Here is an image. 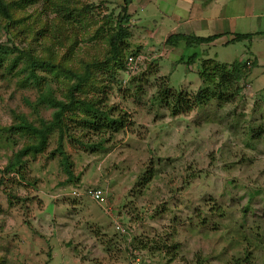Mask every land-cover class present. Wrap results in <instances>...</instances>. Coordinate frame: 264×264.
<instances>
[{
	"label": "rangeland",
	"instance_id": "374dc122",
	"mask_svg": "<svg viewBox=\"0 0 264 264\" xmlns=\"http://www.w3.org/2000/svg\"><path fill=\"white\" fill-rule=\"evenodd\" d=\"M17 4L22 6L17 5L14 17L20 22L12 32L0 17V46L9 59L18 56L17 48L53 67L37 70L36 83L19 72L22 63L14 71L4 63L0 130L11 126L16 115L34 125L51 119L53 109L39 104L41 96L48 92L61 99L74 83L59 65L79 74L89 66L80 96L105 97L108 107L126 115L128 126L102 141L86 130L74 132L75 141H65L76 182H68L59 159L49 157L56 136L47 152L25 158L26 180L6 184L16 195L12 205L0 188V264H127L125 245L131 235L178 244L171 262L164 251L135 249L152 264H264V16L235 31L253 34L250 41L226 45L231 35H225L209 47L180 43L172 51L163 39L149 46L153 22L162 25V18L155 0H140L129 6L130 37L114 60L109 37L123 0ZM133 56L143 60L137 73L126 75L122 66ZM205 59L227 65L249 60L251 68L228 103L212 101L172 117L155 100L157 89L165 84L173 92L196 93ZM24 142L6 140L0 132V170ZM100 142L96 152L86 147ZM96 189L106 191L110 215L85 195ZM212 207L220 209L221 218L210 214ZM113 220L132 233H117ZM173 229L176 235L170 238Z\"/></svg>",
	"mask_w": 264,
	"mask_h": 264
},
{
	"label": "trees",
	"instance_id": "16d2710c",
	"mask_svg": "<svg viewBox=\"0 0 264 264\" xmlns=\"http://www.w3.org/2000/svg\"><path fill=\"white\" fill-rule=\"evenodd\" d=\"M133 0H123V4L120 7V12L116 17L114 28L109 37V44L112 52L111 58L117 59L121 54V49L124 47L126 40L130 37L129 24V6ZM17 0H0V17L6 22L5 30L12 32L20 22V19L14 17V11L16 12L18 6ZM264 35V34H263ZM253 35H234V37L226 42L235 43L243 40H251ZM220 35H213L207 38H197L190 35L173 34L165 40L167 46H177L183 43L184 47H193L208 45L217 40ZM18 56L13 60L8 58L7 49L0 46V68L4 63L7 64V70L14 71L17 69L18 64L22 63L23 67L19 72L26 74V79L33 80L37 83L39 80L36 71L39 69L53 67L50 61H42L35 58L30 51H20L14 48ZM135 56V55H134ZM133 56V57H134ZM196 56H191L187 63L192 64ZM9 61V64H8ZM126 65V62H125ZM125 65L122 66V70L125 73ZM255 63H252L254 66ZM251 62L235 61L230 65L216 62L212 59L201 61L199 67V81L200 88L194 94H184L181 92H173L165 85H161L155 95V100L161 105L163 104L169 111L172 117H178L187 115L195 109H200L212 101L219 104L228 103L235 95L239 94V83L242 82L247 74L250 72ZM61 67L64 74L72 77L74 83L71 85L66 95L61 99L54 97L52 93H45L41 96L39 104H47L48 108L53 109V113L50 120L40 119L38 125H34L28 121L23 115H16L15 122L9 126L0 130L3 136L7 139H24L23 146L15 153L13 159L9 161L3 170H0V188H4V192L7 194L10 205L12 201L16 199V195L6 190V184H17L20 181L26 180V162L25 158L28 156L36 157L38 155L47 152L51 139L56 136V147L50 152V158H58L60 167L66 176L68 182H76L78 178L73 172V162L65 149V141H75L73 133L86 130L87 134L90 133L94 137L104 140L105 136L111 138L121 132H124L128 126L127 117L121 114L120 111L113 107L106 105L107 99L104 97H81L80 91L83 86L88 82L90 78V68L86 66L83 74L72 72L69 69ZM128 75V74H126ZM80 115V117H79ZM78 116V117H77ZM106 142V141H105ZM90 151H98L102 147L101 142L86 146ZM150 178V176H149ZM148 179L142 182L147 184ZM141 184V183H139ZM17 186V185H16ZM220 209L212 207L210 214L221 218ZM204 224V222L202 221ZM129 234L131 229H128ZM132 233V232H131ZM128 234V235H129ZM170 238H174L176 235L175 229L168 233ZM126 235V236H128ZM126 239V251L136 252L137 249L140 252L155 253L164 251L168 261H174L177 259L178 244H168V240H163L161 245L159 242L150 239H142L139 237H133Z\"/></svg>",
	"mask_w": 264,
	"mask_h": 264
},
{
	"label": "crops",
	"instance_id": "0c3cea01",
	"mask_svg": "<svg viewBox=\"0 0 264 264\" xmlns=\"http://www.w3.org/2000/svg\"><path fill=\"white\" fill-rule=\"evenodd\" d=\"M138 2L140 0H133L131 4ZM155 4L161 15L162 25L153 22L156 28L149 31L148 36V43L150 42L152 45L156 44L158 39H163L165 42L166 38L173 34L190 35L197 38L220 35L218 39L225 35H231L230 41L234 35L239 34L235 31H238L241 25L247 22L251 23L254 19L258 24L264 16V0H155ZM168 6L171 7L172 14L164 12V8ZM144 10V6L140 7L141 12ZM226 10L229 11L227 15L225 14ZM163 13L164 16H162ZM215 41L208 44V47L214 45ZM150 43L149 46H151ZM168 47L172 51L174 47L181 48L179 44ZM149 49L150 52H155L154 48L150 47ZM126 253L129 261L133 252ZM127 264H130V261Z\"/></svg>",
	"mask_w": 264,
	"mask_h": 264
},
{
	"label": "built area",
	"instance_id": "2783aa9c",
	"mask_svg": "<svg viewBox=\"0 0 264 264\" xmlns=\"http://www.w3.org/2000/svg\"><path fill=\"white\" fill-rule=\"evenodd\" d=\"M143 57L138 56V57H129L128 63L126 62L125 65V73L128 75H133L138 72V67L140 66V63L142 62ZM74 196H78L79 193L74 191L73 193ZM86 196H88L91 200L96 202L98 205L102 206L103 208L105 207V212L110 215V209H107V194L106 191L103 189H96V190H88L85 193ZM112 225L114 229L116 230L117 233L121 235H128L129 231L127 228L123 227L118 221L113 220ZM135 252H133L134 254ZM131 255L130 259V264H151L149 261L144 260L140 258L138 254L135 253L134 255Z\"/></svg>",
	"mask_w": 264,
	"mask_h": 264
}]
</instances>
